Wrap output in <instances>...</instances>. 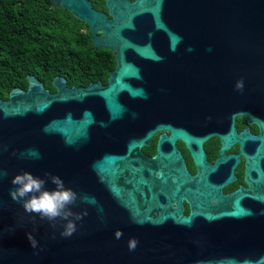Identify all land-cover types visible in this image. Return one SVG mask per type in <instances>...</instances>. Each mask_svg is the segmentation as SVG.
<instances>
[{"label": "water", "instance_id": "obj_1", "mask_svg": "<svg viewBox=\"0 0 264 264\" xmlns=\"http://www.w3.org/2000/svg\"><path fill=\"white\" fill-rule=\"evenodd\" d=\"M48 1L86 23L115 67L106 84L68 87L55 77L51 92L27 76L26 90L0 97V264H264V0H104L107 11ZM239 114L260 125L259 136L235 134ZM160 128L171 135L143 155ZM215 134L221 148L210 165L200 145ZM236 142L248 188L223 196L239 154L222 151ZM22 172L57 175L94 198L71 206L82 215L71 237L60 235L66 221L53 228L12 201Z\"/></svg>", "mask_w": 264, "mask_h": 264}, {"label": "trees", "instance_id": "obj_2", "mask_svg": "<svg viewBox=\"0 0 264 264\" xmlns=\"http://www.w3.org/2000/svg\"><path fill=\"white\" fill-rule=\"evenodd\" d=\"M95 8L106 7L102 0ZM113 51L95 47L86 23L48 0H0V97L27 89V76L55 92L52 81L62 77L70 86L106 82L114 67Z\"/></svg>", "mask_w": 264, "mask_h": 264}, {"label": "clouds", "instance_id": "obj_3", "mask_svg": "<svg viewBox=\"0 0 264 264\" xmlns=\"http://www.w3.org/2000/svg\"><path fill=\"white\" fill-rule=\"evenodd\" d=\"M237 88L242 90V81L238 82ZM27 155L35 159L41 158L36 150H29ZM44 175L47 180L29 172L15 175L11 180V184L15 187L10 190V197L12 201L20 203L26 213L39 216L41 220L48 221L53 228L57 226L58 221H66L63 225L64 230L60 235L63 238L71 237L77 231L75 222L82 219V215L74 213L71 206L76 204L78 198L88 203H95V200L89 197H78L77 192L73 191L72 188L65 187L64 181L57 175L48 172ZM5 176L7 173L0 171V181ZM48 181L55 185L54 189H47ZM35 216H32L33 222H35ZM12 230L10 229V231ZM28 239L31 246L37 248L38 241L31 235L28 236ZM132 247H135L134 242Z\"/></svg>", "mask_w": 264, "mask_h": 264}, {"label": "flooded vegetation", "instance_id": "obj_4", "mask_svg": "<svg viewBox=\"0 0 264 264\" xmlns=\"http://www.w3.org/2000/svg\"><path fill=\"white\" fill-rule=\"evenodd\" d=\"M91 4L93 6V2L96 0H90ZM103 4H104V0ZM94 7V6H93ZM95 8V7H94ZM101 11H105L103 9H99V8H95ZM107 11V9H106ZM114 54V52H113ZM115 60V59H114ZM115 67V64H114ZM111 68L109 70V72L111 70L114 69ZM108 77V76H107ZM94 82V81H93ZM106 82H107V78H106ZM106 82H103L104 84H106ZM234 128H235V134L236 135H240L243 131H245L247 128L249 129V133L252 136H259L260 135V125L257 123H248L246 117L244 115H237L235 122H234ZM164 133L166 135H171V131L170 130H166L163 128L158 129L154 135L151 137V139H149L148 143H146L145 145H143L141 147V152L143 155L145 156H155L157 153V143L158 140L160 139V135ZM173 143L175 144V149L178 150L179 154L182 156L185 166L187 167L188 172L190 173V175H195L196 174V166L194 164L193 161V157L190 153V151L188 150L185 142L183 139L181 138H177L176 140L173 141ZM221 137L217 134L211 136L209 139H207L206 141L202 142L200 145V150L202 153H204V160L210 164L213 165L216 161V159L218 158V151L221 148ZM240 142H236L235 144L230 145L229 148L224 149L222 151V155L225 156H229L231 154H239L240 153ZM157 173H159L158 171H156ZM244 172H245V157L242 154L238 155V162L236 163V165L233 167L232 169V176L234 177V180L223 185L220 189V193L221 195H227L229 193H234L239 189V186L242 188L247 189L248 185L244 180ZM181 205H182V209H183V214L185 216H187L190 212V206L188 203H186L185 199L183 198L181 201ZM172 207L176 206L175 202L171 203Z\"/></svg>", "mask_w": 264, "mask_h": 264}]
</instances>
